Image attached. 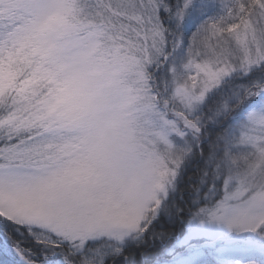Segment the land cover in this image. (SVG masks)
Listing matches in <instances>:
<instances>
[{
  "label": "snow or ice",
  "instance_id": "1",
  "mask_svg": "<svg viewBox=\"0 0 264 264\" xmlns=\"http://www.w3.org/2000/svg\"><path fill=\"white\" fill-rule=\"evenodd\" d=\"M0 264H264V0H0Z\"/></svg>",
  "mask_w": 264,
  "mask_h": 264
},
{
  "label": "trees",
  "instance_id": "2",
  "mask_svg": "<svg viewBox=\"0 0 264 264\" xmlns=\"http://www.w3.org/2000/svg\"><path fill=\"white\" fill-rule=\"evenodd\" d=\"M183 187V186H182ZM187 194H185V200L187 201ZM185 207H187V204H185ZM162 223L165 225V227L169 228V229H173L176 231V233L178 234L180 232L181 229V225L179 224V222H167V221H162Z\"/></svg>",
  "mask_w": 264,
  "mask_h": 264
},
{
  "label": "rangeland",
  "instance_id": "3",
  "mask_svg": "<svg viewBox=\"0 0 264 264\" xmlns=\"http://www.w3.org/2000/svg\"><path fill=\"white\" fill-rule=\"evenodd\" d=\"M179 234V233H178Z\"/></svg>",
  "mask_w": 264,
  "mask_h": 264
}]
</instances>
